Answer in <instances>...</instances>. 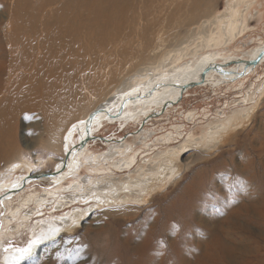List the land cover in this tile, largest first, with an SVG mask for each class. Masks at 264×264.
<instances>
[{"label":"rangeland","instance_id":"rangeland-1","mask_svg":"<svg viewBox=\"0 0 264 264\" xmlns=\"http://www.w3.org/2000/svg\"><path fill=\"white\" fill-rule=\"evenodd\" d=\"M62 1H51L48 10L40 15L39 34L45 33V25L52 17L50 8ZM15 7L17 0H0V77L5 78L0 81V97L9 71V60L3 55L12 54L8 38L13 32ZM117 11L126 17L117 18L106 28L110 35L106 45H115L112 52L92 51L96 39L89 37H101L99 26L84 31L82 37L64 40L74 42L78 61L63 76L71 81L61 82L58 87L79 88L87 104L56 135L50 130L52 121L37 108L18 113L11 136L16 148L10 149L6 163H0V174L6 171V164L19 161L37 165L35 174L53 171L65 158L62 142L68 125L120 90L150 78L151 72H166L176 66L184 70L194 56L205 58L215 50L219 54L224 51L232 56H250L264 46V0H140L136 7L119 5ZM225 42L226 49L222 47ZM98 58L105 60L101 67L95 63ZM100 76L112 78L95 90ZM216 86L188 90L162 120L153 119L143 128L134 121L103 125L96 136H127L131 167L110 172L105 171L107 164H101L104 173L97 175L87 172L89 167L84 166L79 179L73 175L58 187H53L50 180L29 183L11 203V207L19 208V216H12L8 223V228L14 230L3 242L4 251L23 247L32 228L38 226L37 220L56 221L55 217L63 218L67 211L78 207L77 211L83 212L79 215L81 222L65 230L56 241L42 245L35 254L38 260H28L26 264H223L221 251L226 249L231 258L226 264H237L240 260L233 250L242 232H250L244 234L247 241L254 238L259 242L252 241L253 246H247L252 251L254 247L261 248L260 256L264 258V61L250 74L217 91ZM245 98L250 100L241 101ZM236 114L240 117L235 125L217 141L207 147L195 141L177 153L173 163L175 176L159 188L138 193L139 201L109 204L103 198L124 189L130 174H143L167 164L168 155L162 156L161 151L182 146L188 135L197 139L207 126L220 125L226 116ZM121 128L124 129L120 131ZM6 130L10 136L9 128ZM172 130L175 140L164 142ZM136 133L139 135L134 138ZM89 145L94 153L110 147L101 141ZM123 161L121 156L114 159L118 164ZM28 195L33 198L27 199L26 206H20L22 197ZM62 197H78L81 201L52 212ZM38 201L44 204L38 208L41 213L30 216L22 226L20 215L38 207ZM7 209L0 206V232ZM1 256L0 252V264Z\"/></svg>","mask_w":264,"mask_h":264},{"label":"bare ground","instance_id":"bare-ground-1","mask_svg":"<svg viewBox=\"0 0 264 264\" xmlns=\"http://www.w3.org/2000/svg\"><path fill=\"white\" fill-rule=\"evenodd\" d=\"M51 1L53 2V0H17V8L15 7V14L11 21L13 32L9 34L8 38L13 55L11 53L3 55V59L5 58L9 60V71L4 91L0 97V127L3 126V129L0 130V163H6L9 159L5 157L9 156L10 149L16 148L15 139L12 141L11 136L12 133L15 132V116L18 113L23 110L30 112L32 108H37L38 112L42 113L47 120L52 121L50 130L56 135L58 130L63 129V125L69 122V119L78 115L76 111L80 110L87 104L85 98L82 100L83 95L79 88L71 89L58 87L61 82L71 81L70 79L63 78V76L67 71L73 69L78 61V55L76 51H74V49H76L74 42L70 41L65 43L64 40L72 39L76 35L82 37L84 31L89 30L92 26H99L101 28L100 31L102 32L101 37H89L91 40L96 39L92 51L94 53L106 51L109 53L112 52L115 45L113 43H111L110 47L106 45L107 40L110 38V35L106 32L107 26L117 18L126 17L125 13L117 11L119 5L124 8L136 7L140 0H63L59 4L50 8L52 17L49 18L45 25V33L39 34L40 15L48 10ZM149 1L150 0H145V2ZM116 23L118 24V22ZM43 38L47 39L41 40ZM225 44L226 42L222 47L226 49ZM216 51L218 50L211 52V54L205 58L194 56L192 61H189L185 66L184 70L176 66L169 68L166 72H151L149 74V76L151 75L150 78L130 88L120 90L111 99L101 102L89 111L85 117L77 119L69 124L67 131L63 135L62 144L65 158L68 153L70 154L67 166L63 168L64 170L62 173L59 171L63 167L62 162L65 160L64 157V159L61 158L59 160L58 166L53 170L57 173L55 176L38 179L28 178L29 176L34 177L39 174H47L53 171H39L35 174L34 172L39 168L37 165L23 164V161L6 164V167L9 166L4 173L0 174V199H2L0 201V206L2 208L7 207V210H9L7 216L5 215L3 219V229L2 232H0V252L2 253L1 263L10 264L13 257L18 255L17 250L20 248L15 247L4 251L3 242L5 238H10V236L13 235L14 228H8V223L10 222L11 217L19 214V208L11 207V203L16 196L21 195L30 186L29 183H33L34 180H50L55 184L53 187L62 186L67 179L73 175V178L79 179L78 177L85 169L84 166L89 167L87 172L97 175L104 173L101 164H107L105 171L110 172H121L126 171L125 169H129L131 167L132 159L128 158L130 155V147L128 146L129 142L126 141V139L114 137L113 139H108L109 142H102L105 145L109 144L110 147L105 151L103 150L101 153H94L89 148V143L93 141H89L85 146L81 147L79 151L77 149L80 143H83L86 138L96 136L97 130L101 129L106 123L122 122L123 124V122H131L130 120H132L141 125L145 118L152 115L154 116L153 119L162 120L163 118L161 117L164 113L157 115L156 113L159 111L157 109H152H154V106H158L159 108L162 104L161 100L165 98L167 94L172 95L174 91L175 93L178 92V90L180 91L181 88L179 89L178 87L185 84L188 79H194V83H199L198 79L201 72L198 70L205 65L195 66L196 63L202 61L206 63L210 60H216L217 64L228 63L230 60L240 59L241 57L232 56L233 54H227L224 53V51L222 54L215 53ZM263 51L264 46L258 48L253 55H250V57H257ZM199 58L200 60H198ZM248 59L249 57H244L242 60L247 61ZM262 59L261 62L264 61V55ZM1 60L2 55H0V61ZM194 61L195 63H193ZM95 63H97V67H101L105 63V60L102 59L99 61L98 58ZM4 67L7 69L6 66ZM256 67L257 66L252 67L249 71L255 70ZM194 69L198 70L193 73ZM224 69L226 72L224 75L225 77H222L215 71H210L206 74L207 81L212 87L213 85H217L216 89H214L216 91L221 86L237 80L236 74L241 73L244 70V65L242 64L239 67L236 65H230ZM249 73L250 72L246 74L248 75ZM246 74L244 76H246ZM111 78L112 77L106 78V76H100V82L94 84L96 85L94 86V89H99L100 86L105 84ZM4 79L5 78L0 77V81H3ZM176 84L179 85L177 88L170 87L171 85ZM195 86L207 87L208 85ZM151 87L154 91L153 95L148 97L149 99L147 98V100L143 98L140 99L139 97L145 96V89L149 90ZM194 88L196 87H193V89ZM246 100H250V98H245L241 101L244 102ZM120 109L123 110L122 116L108 120L105 119V113H99L92 123H88L89 117L96 112L98 113L101 110H106L114 116ZM235 113H237V111ZM238 117H240L239 114L226 116V118L221 120L220 125L207 126L197 139H195L193 135L186 136L182 146L172 148V150L161 151L162 156L168 155L167 164L160 166L158 169L146 170L143 174H130L129 182L124 185V189L117 190V192L111 193L110 196H105L103 198L107 199L109 204L116 203V201L122 203H125L126 201L131 203L139 201L137 196H141V194L138 195V193H145L154 188H159L160 185H164L170 178L175 176L177 170L173 163L174 160L177 159L175 158L177 153H180L182 149L195 141L198 145H203L205 147L209 146L217 141L222 133H225L230 127L234 126V121ZM10 120L13 121L8 123ZM6 127L10 130V136L7 133ZM143 132L137 133L141 134ZM174 132L175 131L172 130L168 135H165L167 141L164 142H173V140H175ZM139 134L133 137L135 138ZM143 135L144 134H142L140 138H142ZM112 140L113 142H111ZM73 150H75L74 154H72ZM169 151H172V153L169 154ZM116 156L124 158L122 164L114 163ZM110 162H113V164L108 166V163ZM92 166H95V168ZM98 167L100 168L98 169ZM161 168L162 170L160 171ZM122 194L126 195L121 196ZM30 198H33V195L23 196L20 206H26L27 199ZM62 198L63 200L60 203L57 202V204L51 208L52 212L57 213L63 211L66 204L70 205L72 202L78 203L80 200L78 197L69 200H67L66 197ZM40 202L41 201H38V207H35L32 211L20 215L19 220L22 221V226L30 216H33V214L36 216V213H41V210H38V208H42L44 204ZM90 203H93V201ZM77 210L78 207H74L72 211H67L63 218L55 217L56 221L54 219L37 220L38 226L34 229L32 228L30 237L26 244L21 248L26 247L33 240L44 237L43 241L34 248V253L37 254L42 245L56 241L63 235L65 230H70L73 225L81 222L79 215L83 214V212ZM167 216H169L168 213ZM43 221L47 222V224H40ZM71 222V226H68ZM20 225H18L19 227L17 226V230H20ZM246 233L250 232H242L236 239L233 252L240 260L237 264H249L251 261L263 262L264 258H261L260 256L262 249L259 247L255 249L254 247V250L252 251L249 247L253 246L252 241L253 244L254 242L255 244H258L259 242L255 241L254 238L253 240L247 241V237L244 235ZM261 241L264 242V238H261ZM244 244L246 245L244 246ZM221 252L222 254L224 253L222 257L223 261H221L223 264H226V261H231L229 250L226 249ZM253 253H255V255H253ZM27 261L28 260L23 261L21 264H26Z\"/></svg>","mask_w":264,"mask_h":264},{"label":"water","instance_id":"water-1","mask_svg":"<svg viewBox=\"0 0 264 264\" xmlns=\"http://www.w3.org/2000/svg\"><path fill=\"white\" fill-rule=\"evenodd\" d=\"M263 55H264V51L261 52L257 57H250L248 55V53H247L245 55H241L240 59H233V60H230L228 63H220V64H217L216 63V60H210V61H207L206 63H204L203 61L202 62H199V63H196L195 66H203V65H205L204 67L200 68L199 70L198 69H194L193 70V73H195L197 70L201 72V75H200V77L198 79L199 80V83H194L195 82L194 79H188V81L185 84H182L181 87H178L179 85H177V84L176 85H171L170 87H173V88H177L178 87L179 89L180 88L181 89H180V91L178 90V92H176V93L174 91V93L172 95L167 94L165 96V98H163L161 100L162 101V104L157 109L159 112L156 113V114L157 115L158 114H163V113L165 114L170 107H173V106L177 105L178 103H180L181 100L183 99L185 93L188 90L193 89V87H198V86H195V85H200V86L201 85H208L210 88H212V85L207 81V78H206V74L209 73L210 71H215L216 73L220 74L222 77H225L224 76L226 74V72L224 71L225 70L224 69L225 67H229L230 65L231 66L236 65V66L239 67L240 65L243 64L244 65V70L241 73H237L236 74V79L238 80L241 77H243L246 73H248V72L251 73L252 70L249 71V69H251L252 67H254V66H257L258 67L259 65H261L262 64L261 61L263 60L262 59L263 58ZM244 57L245 58L249 57V59L247 61H243L242 59H244ZM232 79H235V78H232ZM145 90H146L145 96L139 97L140 99L143 98V99H146L147 100L148 97H150L151 95H153V92L154 91H153L152 87L149 90H147V89H145ZM122 112H123V110L120 109L116 115L112 116L108 111L101 110L98 113L96 112L93 115H91L89 117V119H88V123H90V122L92 123L95 120V118L97 117V115L99 113H101V114L102 113H105L106 114V118L105 119L111 120V119H114L116 117L122 116ZM153 118H154L153 115L150 116V117L145 118V120L141 123L140 127H143L147 122H149ZM130 121H132V120H130ZM117 124L120 125V122H117ZM124 126H126V124L125 125H122V127H124ZM123 129L124 128H121L119 130L122 131ZM89 134H90V132H89ZM126 137L127 136L123 137V139H126ZM89 141L109 142V140L107 138H102V137H98V136H94V137H91L90 136V137L86 138L83 143H80V145H79V147H78L77 150L79 151L80 148L83 147V146H85ZM111 142H113V140ZM74 153H75V150L72 151V154H74ZM69 154L70 153L67 154L65 160L62 162L63 163V167L60 169V171H59L60 173H62V171L64 170L63 168H65L67 166L68 159H69ZM56 174H57L56 171H53V172L47 173V174H39V175H36L34 177L29 176L28 179H38V178H45V177H53ZM24 185H25V182H24ZM4 197H6V196H4ZM1 200L2 199H0V201Z\"/></svg>","mask_w":264,"mask_h":264},{"label":"snow or ice","instance_id":"snow-or-ice-1","mask_svg":"<svg viewBox=\"0 0 264 264\" xmlns=\"http://www.w3.org/2000/svg\"><path fill=\"white\" fill-rule=\"evenodd\" d=\"M44 237H40L36 240H33L30 244H28L24 248H20L17 250L18 255L13 257V259L10 261V264H21V262L26 260H38L37 257H35L34 248L43 241ZM7 251V249H6Z\"/></svg>","mask_w":264,"mask_h":264},{"label":"crops","instance_id":"crops-1","mask_svg":"<svg viewBox=\"0 0 264 264\" xmlns=\"http://www.w3.org/2000/svg\"><path fill=\"white\" fill-rule=\"evenodd\" d=\"M156 109H158V106H154V109H152V110H156Z\"/></svg>","mask_w":264,"mask_h":264}]
</instances>
